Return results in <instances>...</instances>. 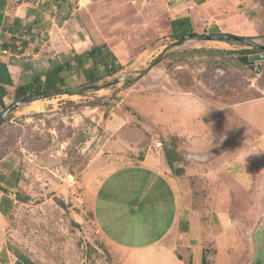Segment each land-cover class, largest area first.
<instances>
[{
  "label": "rangeland",
  "instance_id": "obj_1",
  "mask_svg": "<svg viewBox=\"0 0 264 264\" xmlns=\"http://www.w3.org/2000/svg\"><path fill=\"white\" fill-rule=\"evenodd\" d=\"M52 1L63 5L60 14H71L66 22L56 21L61 28L56 35L47 34L51 23L45 19L44 36L33 31L24 55L0 60L6 106L13 101L16 84L91 44H107L121 69L96 83L100 88L35 99L3 119L0 195L9 208L6 248L37 264H111L114 247L100 236L87 199L91 185L99 183L97 170L105 162L135 163L155 147L161 155L163 148H173V169L168 167L174 175L175 169H184L193 158L203 159L213 148L223 158L225 197H209L219 183H199L197 174L187 177L189 191L195 198L204 197L205 208L226 209L233 237L230 255L220 252L216 262L218 249L206 247L204 264H230L231 258V264H264V60L255 74L238 57L245 55L240 50L256 49L242 42L192 38L167 47L177 40L171 35V20L185 16L193 34L228 33L264 44V0ZM43 43L44 54L34 57ZM164 48L159 61L139 74ZM119 76L124 80L104 85ZM66 81L64 88L84 86L75 76ZM177 114L186 122L177 121ZM218 145L224 148L220 152ZM127 165L106 179L92 203L95 222L114 245L158 239L172 221L171 216L163 224L141 218L157 182L149 188L154 173ZM210 166L206 164V171ZM176 188L168 187L167 199ZM16 194L27 200H17ZM166 205L171 208L172 201ZM198 216L205 221L200 227L206 242V221L216 215L206 216L202 209ZM143 224L150 229L140 233Z\"/></svg>",
  "mask_w": 264,
  "mask_h": 264
},
{
  "label": "crops",
  "instance_id": "obj_2",
  "mask_svg": "<svg viewBox=\"0 0 264 264\" xmlns=\"http://www.w3.org/2000/svg\"><path fill=\"white\" fill-rule=\"evenodd\" d=\"M65 2L67 1L63 2L64 6L66 5V7H68L69 9V2H67L68 4ZM58 3L59 4H56L52 0H0V4L4 5L2 9L0 8V60H3L4 62V60L8 59V57L18 58L19 56L24 55L27 52L26 47L19 54L12 52L3 54V48L1 46L4 42H8L12 35L14 37L21 35L23 30H26L25 39L28 43V38H30V35L31 37H33V35L31 34L34 33L33 31H36L40 35L44 36L43 24L45 19H49L51 23V28L47 31V34L52 37L53 35H56V30L61 29L59 25H57L56 21L62 20L63 22H66L67 19L69 20V16H71V14H69V16L65 13L60 14V8L63 5H61L60 2ZM55 8L57 10H55ZM15 18L19 20V26H14V24L11 23ZM6 25H9V28H12L13 30L17 27H20V33L18 32L12 34L8 29H5ZM49 40H51V37H49ZM66 44V46H70L67 40ZM77 45L78 43L73 41L72 48L76 49ZM41 53L44 54V43L34 51V57L40 55ZM20 84L22 83L16 84L14 86V90L16 86ZM0 86L5 89V85H3L1 82ZM3 100L5 103L6 96L3 97ZM181 115L182 114H177V121L186 122V118H183ZM217 147H219V152L224 149L221 145H218ZM161 151V148L159 149L156 147L155 149H149L144 152L135 163L128 164L141 166L150 174H152V172L154 173L151 176L148 187H152L154 181L157 182V186L155 187L156 193L154 194V197L152 200H150V202L148 201L144 204L143 213L140 216L141 218L144 217V220L146 219V217L147 220H150L149 218H153L158 224H163L162 222H164V219L169 218L168 216H171L172 221L170 225L166 228L162 237H159L158 239L156 238L150 241H143L142 243L132 245L125 243H120L117 245L112 244V239L107 234L105 235L103 229L95 222L92 212V209L94 208L92 207V203L95 204L96 196L106 179L117 173L119 170L123 169V167L125 168V165L127 164L116 165L105 162L104 166L101 167V170H97L99 173L96 172L98 173L96 176L98 178L100 177L99 183L95 184L94 186L91 185V195L88 194L87 199L89 200L88 204L92 214L93 222L96 224L100 236L103 238L105 243L113 245L114 247V250H112V252L110 251V254H112L111 264H202L201 254L205 252L206 258L205 249L209 246L218 249V254L214 258L216 259V262L218 261L220 252L223 253L224 256L230 255V247H228V242L230 237L232 236V227L230 226L231 223L229 224L230 219L228 217L226 209H210L207 206L205 208L204 200L203 202L201 201L202 199H204V197L195 198L193 197L194 193L189 191L190 188L188 181L190 182V180L189 178H187L189 175L197 174L199 177L197 182L199 183L202 181V179L205 181L206 179H209V182H211V184L219 183L218 189H215L214 192L210 193L209 197L212 195L218 200L225 197L226 187L224 182L227 175L223 170L224 165L223 167L221 166L223 160V158H221L222 156L220 157L221 154L214 155V150L212 148L208 150L209 152L207 151L208 154L205 153L203 155V159L193 158L191 161L187 162V166L184 165L185 170L182 169L183 171L177 176L176 174L172 175L170 173V168L168 167L169 164L164 158V152L161 155ZM239 155H241L243 160V153ZM235 158L232 159V161H235ZM225 162L226 164H230L229 159L225 160ZM210 163H214L215 166H220L221 168L214 169L210 166ZM206 164H209L210 166L207 167V171ZM245 165L248 169H251V167L247 163H245ZM221 183H224V186L221 187ZM172 184L177 186L176 193L175 195H173V197L167 199L168 194H170L167 189ZM162 187H165V190ZM165 198L167 199V201H172L171 208L169 205H166L167 201L165 200ZM5 199L6 198L0 195V208L3 209V212L0 211V264H25V262L22 259H19L14 254V252H11L6 248L5 220L6 216L9 213V208L3 205V203L6 201ZM200 201L202 205H200ZM169 203L170 202H168V204ZM167 207L172 215L171 213H167ZM152 209L154 212L151 214L150 211ZM202 209H205L206 216L209 215L210 217H213L214 215H216L214 219L211 218V222L206 221V230L210 232V238L209 240L206 239V242L204 239V235H202L201 233L202 230L200 227V224L202 222L204 223L205 221L203 219L201 220L200 216L197 217V213L199 211H202ZM131 213L135 212L131 211ZM141 226L138 230V232L140 233H144V231L146 232L150 229V227H147L144 224L142 228ZM181 227L183 228L180 229ZM196 229L198 231L195 233ZM228 231L229 234H227ZM221 239H225L227 243H221ZM23 256L34 262V260H32L30 257L26 255ZM229 260L232 261L230 262V264L235 263L233 262V258Z\"/></svg>",
  "mask_w": 264,
  "mask_h": 264
},
{
  "label": "trees",
  "instance_id": "obj_3",
  "mask_svg": "<svg viewBox=\"0 0 264 264\" xmlns=\"http://www.w3.org/2000/svg\"><path fill=\"white\" fill-rule=\"evenodd\" d=\"M18 19L15 18L11 23L14 26L18 25ZM20 27L16 29L9 28V25H6L5 29H8L12 34L20 33ZM171 35L173 39L184 34H193L191 30V23L188 17H180L172 19L170 23ZM246 38V37H245ZM15 37L12 35L8 42L2 44L3 49H9L12 53H21L27 45V40L23 39L21 44L22 48L20 50L16 49L14 45ZM256 52V50H240L241 54H250ZM1 63V62H0ZM2 64V63H1ZM120 65L116 62V56L110 50V48L105 43L93 44L88 49L82 52H73L70 58L64 60L63 62L56 63L53 66L45 69L43 72H33L31 74L30 80L23 82L22 84L16 86L13 94V101L6 106L4 103L3 97L5 96V91L1 88L0 92V113L7 109L9 106L14 103L25 99L29 96L38 95L40 93H46L49 91L58 90L67 86L66 77L71 78L75 76L84 80V84H96L99 81L110 77L120 71ZM128 80L127 82H129ZM0 82L5 83L1 79ZM164 156L166 157L167 163L173 169V162L175 161L173 157L174 149L172 148H163ZM179 169V168H178ZM176 175H179L182 170L175 169ZM2 188H0L1 190ZM16 199L20 201L27 200L26 197H22L16 194ZM0 211L3 212V209L0 208ZM19 259H22L25 264H36L30 261L28 258H25L22 254L17 252L14 253ZM206 262L205 252H203L201 257V263ZM190 263V262H189Z\"/></svg>",
  "mask_w": 264,
  "mask_h": 264
},
{
  "label": "water",
  "instance_id": "obj_4",
  "mask_svg": "<svg viewBox=\"0 0 264 264\" xmlns=\"http://www.w3.org/2000/svg\"><path fill=\"white\" fill-rule=\"evenodd\" d=\"M203 39V40H218V41H234V42H242L248 46H250L251 48H254L256 50H259L260 52L258 53H254V54H250V55H243V56H239L238 59L243 62V64L247 65L255 74H259V72L261 71V67H260V62L262 60H264V44H259L256 41L249 39V38H245V37H240L234 34H228V33H218V34H205V35H200V34H184L180 37L177 38V40L175 42H172L171 44H169L170 47L172 45H179L181 44L183 41L187 40V39ZM166 48H164L161 53L155 57V59L153 60V62L149 65L148 68L142 69L140 70V72H138L139 74L144 73L145 71H147L151 66L155 65L158 61L159 58L161 56V54L163 53V51H165ZM124 77L123 76H119L117 78H114L111 81H108L106 84H104L105 86L111 85V84H116L119 81H123ZM101 85L98 84H88V85H84L81 88L78 89H71V88H61L58 90H54V91H49L46 93H40L38 95H33V96H29L25 99H22L16 103H14L13 105L9 106L7 109H5L4 111H2L0 113V124L2 123L3 119L5 118V116L9 113V111L13 110L16 106H19L23 103H27V102H31L35 99H40V98H45V97H49V96H53V95H57V94H62V93H68V94H75V93H80L83 90H87V89H97L100 88Z\"/></svg>",
  "mask_w": 264,
  "mask_h": 264
},
{
  "label": "built area",
  "instance_id": "obj_5",
  "mask_svg": "<svg viewBox=\"0 0 264 264\" xmlns=\"http://www.w3.org/2000/svg\"><path fill=\"white\" fill-rule=\"evenodd\" d=\"M25 37H26V30H23L21 35H18V36L15 37L14 45L16 46V49L20 50L22 48L21 47L22 46L21 42H22L23 39H25ZM8 52H10L9 49H3L2 50L3 54H7ZM155 145L157 147H160L161 143L160 142H156Z\"/></svg>",
  "mask_w": 264,
  "mask_h": 264
},
{
  "label": "bare ground",
  "instance_id": "obj_6",
  "mask_svg": "<svg viewBox=\"0 0 264 264\" xmlns=\"http://www.w3.org/2000/svg\"><path fill=\"white\" fill-rule=\"evenodd\" d=\"M87 39V38H86ZM185 107V106H184ZM180 128V127H179ZM237 194V193H236Z\"/></svg>",
  "mask_w": 264,
  "mask_h": 264
},
{
  "label": "flooded vegetation",
  "instance_id": "obj_7",
  "mask_svg": "<svg viewBox=\"0 0 264 264\" xmlns=\"http://www.w3.org/2000/svg\"><path fill=\"white\" fill-rule=\"evenodd\" d=\"M256 264H257V262H256Z\"/></svg>",
  "mask_w": 264,
  "mask_h": 264
}]
</instances>
